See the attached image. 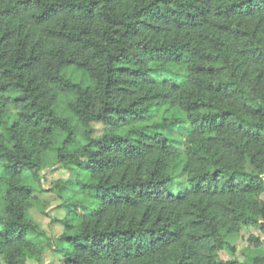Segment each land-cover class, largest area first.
I'll list each match as a JSON object with an SVG mask.
<instances>
[{
  "label": "trees",
  "instance_id": "obj_1",
  "mask_svg": "<svg viewBox=\"0 0 264 264\" xmlns=\"http://www.w3.org/2000/svg\"><path fill=\"white\" fill-rule=\"evenodd\" d=\"M46 151L75 173L61 264H248L230 241L264 218V0H0V264H41Z\"/></svg>",
  "mask_w": 264,
  "mask_h": 264
},
{
  "label": "rangeland",
  "instance_id": "obj_2",
  "mask_svg": "<svg viewBox=\"0 0 264 264\" xmlns=\"http://www.w3.org/2000/svg\"><path fill=\"white\" fill-rule=\"evenodd\" d=\"M67 76L77 81L78 74L74 71H68ZM62 97H59V103ZM62 107L61 104H59ZM99 130L100 125H94ZM181 135V133H180ZM58 145H55L56 148ZM39 178L31 182L34 195V203L28 212V219L37 226L40 235H29V238H36L39 246L44 247L41 256V264H61L60 256L53 252L54 242L62 234L61 221L67 215V210L63 207V201L67 198L69 191L66 190L69 183L75 178L72 168L64 167L56 162L54 151H46L41 154L39 163ZM183 163L172 165V174L180 171ZM174 168V169H173ZM250 171L249 166L245 167ZM264 180V175L261 176ZM77 188V187H76ZM70 195V194H69ZM252 238V239H250ZM251 240L256 241L255 247ZM230 246L235 248V257L242 262L252 263L256 258L262 259L264 264V218H259L256 225L243 228L237 237L230 241ZM231 253L224 249L219 254L220 260H230ZM27 264H36L33 260H27Z\"/></svg>",
  "mask_w": 264,
  "mask_h": 264
}]
</instances>
